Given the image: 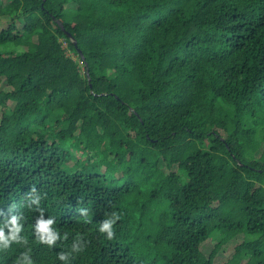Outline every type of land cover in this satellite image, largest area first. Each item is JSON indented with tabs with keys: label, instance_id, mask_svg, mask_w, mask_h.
Here are the masks:
<instances>
[{
	"label": "trees",
	"instance_id": "16d2710c",
	"mask_svg": "<svg viewBox=\"0 0 264 264\" xmlns=\"http://www.w3.org/2000/svg\"><path fill=\"white\" fill-rule=\"evenodd\" d=\"M0 84V264H264V0H0Z\"/></svg>",
	"mask_w": 264,
	"mask_h": 264
},
{
	"label": "rangeland",
	"instance_id": "374dc122",
	"mask_svg": "<svg viewBox=\"0 0 264 264\" xmlns=\"http://www.w3.org/2000/svg\"><path fill=\"white\" fill-rule=\"evenodd\" d=\"M5 22L2 21V25L4 24ZM1 89H5L7 90L8 87L5 85V84H0V90ZM10 106H12L11 103H9ZM1 110L0 109V118H1ZM90 155V154H88ZM68 164H71V162H68ZM104 169V168H102ZM242 237L241 236H238L235 240L229 242L228 244L224 245L222 247V249H220V251L218 252V254L216 255L215 259H214V262L213 264H222L223 262L226 261V259H228L231 254L233 253V248H234V245L241 241ZM210 250V248L207 249V251Z\"/></svg>",
	"mask_w": 264,
	"mask_h": 264
},
{
	"label": "clouds",
	"instance_id": "9594fccd",
	"mask_svg": "<svg viewBox=\"0 0 264 264\" xmlns=\"http://www.w3.org/2000/svg\"><path fill=\"white\" fill-rule=\"evenodd\" d=\"M51 223V220H47V221H45V220H41L40 222H39V228H40V230L41 231H47L48 230V228H47V226H48V224H50ZM110 228V225L108 224V223H105L104 225H103V227H102V231L103 230H105V229H109ZM110 234V233H109ZM0 235H2V233H0ZM52 239H54V237H52V238H50L49 239V244H51V242H52ZM64 257L62 256L61 257V259H63Z\"/></svg>",
	"mask_w": 264,
	"mask_h": 264
},
{
	"label": "water",
	"instance_id": "95a60500",
	"mask_svg": "<svg viewBox=\"0 0 264 264\" xmlns=\"http://www.w3.org/2000/svg\"><path fill=\"white\" fill-rule=\"evenodd\" d=\"M60 25H61V24H60ZM67 34L70 36V33H69V32H67ZM73 42H74V45L76 46V41L74 40ZM78 51H79L81 57L83 58V54L81 53V51H80L79 49H78Z\"/></svg>",
	"mask_w": 264,
	"mask_h": 264
}]
</instances>
